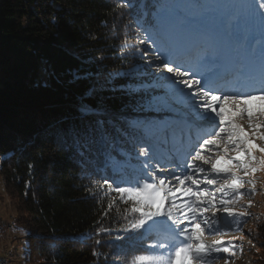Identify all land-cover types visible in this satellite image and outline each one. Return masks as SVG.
<instances>
[{
  "label": "trees",
  "instance_id": "trees-1",
  "mask_svg": "<svg viewBox=\"0 0 264 264\" xmlns=\"http://www.w3.org/2000/svg\"><path fill=\"white\" fill-rule=\"evenodd\" d=\"M169 8V0H0V175L29 218L14 225L28 235L27 264L143 256L130 228L138 214L103 181L116 182L117 164L131 177L123 151L137 133L163 141L157 131L147 139L149 129L171 117L136 112L148 98L129 82L132 59L121 47L128 23L156 33L153 14ZM101 71L116 74L103 85Z\"/></svg>",
  "mask_w": 264,
  "mask_h": 264
},
{
  "label": "snow or ice",
  "instance_id": "snow-or-ice-1",
  "mask_svg": "<svg viewBox=\"0 0 264 264\" xmlns=\"http://www.w3.org/2000/svg\"><path fill=\"white\" fill-rule=\"evenodd\" d=\"M229 7L231 13L227 38L244 56V60L230 74L222 71L225 58L215 42L194 54L193 59L199 71L191 68L182 71V66L169 59L172 48L168 42L162 40L158 44L151 34L147 37L151 41L154 56V60L148 61L149 67L155 64L156 72L174 74L178 79L171 81V87L179 84L191 90L187 95L192 113L190 120L201 128V132L189 154L194 152L193 160L201 164L177 165L185 169L182 175L170 173L180 186L177 188L164 176L156 174L154 169L160 167L159 162L153 164L155 157L150 148L141 147L139 156L144 157L141 161L144 170L142 176L124 181L127 187H114L115 182L109 183L104 179L103 185H107L110 192L120 194L122 199L126 197L123 202L131 204L124 211L138 214L130 222V228L155 229L157 240L151 247L163 250L158 255L134 257L132 264H211L213 253L228 252V248L222 247V241L208 244L202 238L205 228L201 227V223L210 232L213 231V225L218 223L215 213L219 209L215 193L209 192L207 188L200 190L199 185H216L222 179L223 183L217 191L221 193L218 203L223 213L229 217H243L246 214L235 213L232 205L245 196L246 193L241 190L245 184L252 185L248 194L254 192L255 181L250 178L251 174L264 170V156L254 154L255 151L264 153V145L258 146L252 139L264 141V131H260L264 129V0H234ZM209 39L215 40L212 36ZM138 50L148 55V49ZM158 79L166 78L161 76ZM254 101L260 103L254 105ZM81 111L87 113L90 109L82 107ZM238 118L248 121L249 127L253 129L251 137L237 123ZM98 123L102 125L104 122ZM213 150L214 155L211 154ZM231 152L237 155H230ZM222 161L233 167L221 166ZM205 165L210 167L206 169ZM194 173L205 175L198 179ZM189 181L196 186V190L186 185ZM177 191L189 199L178 203L175 196ZM201 197L206 199L201 200ZM209 211L213 214L211 219L206 215ZM185 221L188 223L181 227ZM239 223L237 220L236 224ZM124 230L127 231L128 227Z\"/></svg>",
  "mask_w": 264,
  "mask_h": 264
},
{
  "label": "rangeland",
  "instance_id": "rangeland-1",
  "mask_svg": "<svg viewBox=\"0 0 264 264\" xmlns=\"http://www.w3.org/2000/svg\"><path fill=\"white\" fill-rule=\"evenodd\" d=\"M175 1V2H174ZM169 0L170 3H175V7L173 9H168L162 12L154 13V19L156 21V26L160 37L163 41L169 43L171 48H179L178 42L176 40L180 38V40H189L193 42V40H197L200 46L208 45L209 43H216V35H220L221 39H227V33L224 30L229 29V23L227 21V14L222 15L217 19L216 24H213L211 21L207 19H211L213 17L219 16L222 8L217 5V3L206 5L203 4L205 10H208V14H202V20L199 19L198 12H195L194 6L189 2H185L184 0ZM233 3L230 0L231 5ZM212 5V6H211ZM211 6V7H210ZM230 8V7H229ZM177 11L181 13L188 12V15L184 16L188 19H195L198 22V27L190 20L180 21V17L177 14ZM231 11V9H230ZM192 16V17H191ZM216 25L219 26L216 28ZM128 26H131L128 29V37L124 39V43L121 48L124 50L126 55H129L132 59V66L128 71L129 82L135 81L136 84L140 86H136L135 90H141L144 96L143 98H148L146 103V108L135 109L136 112H143L142 116L148 114L153 115L155 110H159V112H165L170 116L171 112H177L179 114H183V117L190 119L191 113V105L190 101L187 99V95L190 93V89H184L183 85H177L176 87H171V81L177 80L178 78L174 76L172 73H158L155 70V64L151 67L148 65L149 60H154V56L152 55V45L151 41L147 39L148 35L151 34L154 39V33L148 31L147 28H143V24L141 20H133V25L128 23ZM134 26H138L139 29L137 31H133ZM211 26V28H210ZM133 27V28H132ZM143 29H142V28ZM129 28V27H128ZM215 28L216 32H213L212 29ZM154 32V31H153ZM156 33V34H157ZM226 33V34H225ZM212 36L215 38L214 41L210 40L209 37ZM176 38V40L174 39ZM145 41L141 43L140 41ZM178 41V40H177ZM185 45L186 42H183ZM138 49H148V55L145 56ZM192 48L186 50L185 52L189 53ZM176 54V56H175ZM231 56V54H230ZM181 58V53H172L169 56V59L173 58ZM183 71V70H182ZM116 73L101 71L99 75H97V80L101 84H107L110 82L112 77H114ZM165 77L166 79L159 80V77ZM130 84V83H128ZM129 86V85H128ZM183 89V91H181ZM259 101H254L253 104H259ZM175 122L174 119H169L164 121V126L173 127L172 125H167L170 122ZM177 121H182L177 119ZM237 123L241 125L244 132L248 133L251 137L253 129L249 127L248 121L246 119H237ZM181 130L185 131L189 129L186 124H182ZM161 126V125H160ZM158 133H166L168 129L164 130L160 127L157 130L149 129L150 134H148L147 139H151L154 132ZM260 131H264V129H260ZM144 132H139L133 137L134 142L130 143L128 148H126L123 152L124 155H127L126 158L128 162L132 163L131 177L129 176V171L121 170L119 165H115L113 168L114 172L117 174L116 182L114 185H119L122 187H127L124 181H129L135 177L142 176L144 170L142 169L141 161L144 160V157L139 156V149L141 147L150 148L152 155L155 157L153 164L157 162V159L160 160V157L164 160V163L175 156H181L183 154L184 148L192 141V138L187 142L183 143L178 149L173 151V146H167L170 142L162 141V145L165 144V148L170 150V153L158 154V146L157 142L150 144L146 138L141 136ZM176 133V135L178 134ZM140 138V139H138ZM253 142L260 146L264 145V141L256 139L252 137ZM126 142V141H125ZM160 145V144H159ZM118 148V147H117ZM161 150V148H159ZM164 149V150H166ZM187 150V149H186ZM190 153V152H188ZM207 154V153H206ZM214 155V150L211 153ZM254 154L256 156H264V153L259 151H255ZM230 155H237L235 152H231ZM194 152L189 154L188 161L191 160L190 163H194L195 165H200V161L193 160ZM176 161V160H175ZM173 161L172 165L174 167L166 168L159 167L158 169H154L158 176H164L167 181H171L172 185L179 188L180 186L173 178V175L170 173H174L175 175H182L184 171H181L176 167V162ZM221 166L233 167V165H225L223 161L221 162ZM206 169L210 167L209 165L204 166ZM243 175V173H240ZM205 173H194L195 178H202ZM251 179L255 181V190L252 194H248V190L252 188V185L245 184L241 189L246 194L242 200L238 203L232 205L235 213L243 212L246 215L240 217L239 215L227 216L222 211V206L219 205L218 200L221 197V193L217 191L219 185L223 183V180H219L216 185H205L200 184L199 189L204 190L207 188L209 192L215 193L216 201H217V209L215 213V218H217L218 223L213 225V231H209L204 224L201 223V227L205 228V231L202 234L203 240L208 244H213L216 241H222V247L228 248V252H220L213 253L212 256L214 258L211 259V264H264V170L256 171L251 174ZM245 179H249V177H245ZM186 185L191 186L193 190H196V186L191 185V182H186ZM177 198V202L186 201L189 199L188 196L183 195L182 192L177 191L175 193ZM206 198L201 197V200ZM167 203V202H166ZM20 201L13 194L11 195L5 179L0 175V260L2 264H27V251H28V235L24 231H17L14 228L15 224H25L27 222V217L25 212L20 208ZM250 205V206H249ZM206 215L211 219L213 218V214L211 211L206 213ZM163 219V218H161ZM239 220V225L236 224V221ZM199 222V221H197ZM188 222L185 221L181 227H184ZM182 239V238H180ZM135 240L141 242V248L139 252H143V255H158L161 254L163 250L154 249L151 247L156 240L157 234L155 229L146 230L141 229L137 230V235ZM145 246H150V249L145 248Z\"/></svg>",
  "mask_w": 264,
  "mask_h": 264
},
{
  "label": "water",
  "instance_id": "water-1",
  "mask_svg": "<svg viewBox=\"0 0 264 264\" xmlns=\"http://www.w3.org/2000/svg\"><path fill=\"white\" fill-rule=\"evenodd\" d=\"M172 114L170 115V116H172V115H176V114H179V113H177V112H171ZM169 115V114H168Z\"/></svg>",
  "mask_w": 264,
  "mask_h": 264
},
{
  "label": "bare ground",
  "instance_id": "bare-ground-1",
  "mask_svg": "<svg viewBox=\"0 0 264 264\" xmlns=\"http://www.w3.org/2000/svg\"><path fill=\"white\" fill-rule=\"evenodd\" d=\"M2 263V262H1Z\"/></svg>",
  "mask_w": 264,
  "mask_h": 264
}]
</instances>
